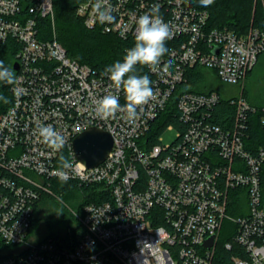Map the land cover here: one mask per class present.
<instances>
[{
  "label": "built area",
  "instance_id": "2783aa9c",
  "mask_svg": "<svg viewBox=\"0 0 264 264\" xmlns=\"http://www.w3.org/2000/svg\"><path fill=\"white\" fill-rule=\"evenodd\" d=\"M154 4L172 28L161 63L171 67L167 73L146 67L155 95L129 122L122 112L107 120L96 116L105 95H117L125 106L123 89L104 71L71 58L55 34L40 37L39 20L53 21L54 0H0V60L12 51L18 78L0 114V264H264V148L248 139L257 107L244 95L264 52V27L250 25L242 34L208 28V12L190 0H76L75 14L89 29L126 39L135 37L137 18ZM98 7L113 19L101 23ZM194 66L237 86L238 94L178 89ZM222 101L233 107L231 119L214 116ZM171 102L177 124L163 123L151 142L148 132ZM259 111L264 130V104ZM40 125L61 133L63 148L45 144ZM90 127L113 141L93 167L72 149ZM166 129L176 130L170 143L160 137ZM61 155L73 164L67 181L99 199L72 211L59 234L37 239L35 208L54 195L50 181L60 180Z\"/></svg>",
  "mask_w": 264,
  "mask_h": 264
},
{
  "label": "trees",
  "instance_id": "16d2710c",
  "mask_svg": "<svg viewBox=\"0 0 264 264\" xmlns=\"http://www.w3.org/2000/svg\"><path fill=\"white\" fill-rule=\"evenodd\" d=\"M190 2L194 7L208 12V28L227 29L237 34H242L248 30L250 25L264 27V3L262 0H214V3L208 7L201 6L199 0H190ZM75 5L76 0H54L53 21L48 18H40L39 20L40 37L45 39L52 38L53 34H55L57 40L71 58L80 63L87 64L96 72L104 71L106 67L118 60L122 61L124 55H126V50L134 45L135 37L124 39L115 34L102 33L96 28H87L83 24L82 19L76 16ZM170 43L166 42V46L168 47ZM12 54V51H4L2 53V60L5 66L10 67L13 71L11 66ZM211 72L214 73L213 71ZM137 74H147L150 80H152V76L146 67L141 68L138 66ZM205 75V68L203 67L194 66L188 68L185 72L186 80L178 89L194 92L216 90L214 87H209L203 81L206 77ZM9 87V84L0 82V95L7 97L9 100L7 104L0 100V114L11 102ZM263 104L264 102L254 104L257 107V111L250 115L247 134L249 141L255 147L261 146L264 148V130L259 123V109ZM173 113L174 105L171 102L148 132V138L151 139V142L156 141V135L160 133L163 123L177 124L176 116ZM213 114L217 120H224L223 118L231 119L234 115V110L226 101H222L215 106ZM50 182L53 192L56 193L61 190L62 194H65L67 191L71 199L77 200L78 211H80L83 203L99 199L97 194L89 189L85 188L83 193L82 189L73 181L51 180ZM262 183H264V165L262 167ZM42 199L44 198L42 197ZM36 223V218H34L32 222L33 228L36 226ZM219 253L228 262L229 254L224 251H220Z\"/></svg>",
  "mask_w": 264,
  "mask_h": 264
},
{
  "label": "clouds",
  "instance_id": "9594fccd",
  "mask_svg": "<svg viewBox=\"0 0 264 264\" xmlns=\"http://www.w3.org/2000/svg\"><path fill=\"white\" fill-rule=\"evenodd\" d=\"M214 0H199V4L208 7ZM98 17L101 23L111 21L113 17L107 10H100ZM173 36L169 22L160 15V5L154 4L149 13L140 15L136 20V35L134 45L126 50L122 61L104 69L103 75L107 76L116 89H123L127 104L121 106L117 95L108 94L98 100L96 104V116L107 120L115 118L117 113H125L129 122L139 118L138 108L146 105L154 97L152 81L147 74H137V68L147 67L153 73H167L171 62L165 63L161 68L162 57L169 53L166 42ZM17 77L10 67L5 66L0 60V82L13 85L17 83ZM0 100L9 103L7 97L0 95ZM38 135L51 149L59 151L65 144L64 136L57 132L52 125L38 126ZM73 168L72 162L63 155L59 157V169L57 175L60 180L69 179L67 170Z\"/></svg>",
  "mask_w": 264,
  "mask_h": 264
},
{
  "label": "rangeland",
  "instance_id": "374dc122",
  "mask_svg": "<svg viewBox=\"0 0 264 264\" xmlns=\"http://www.w3.org/2000/svg\"><path fill=\"white\" fill-rule=\"evenodd\" d=\"M264 3V0H262ZM205 78L203 81L214 87L222 95L230 96L237 95L239 90L237 86L226 84L209 69H205ZM245 98L251 103L264 102V52L259 55L257 62L247 77L245 82ZM176 135L175 129H166L161 134V139L164 143H170ZM77 200L70 198V195L61 190L54 192L52 197H45L36 209V227L35 238L43 237L49 233L59 234V230H64L67 223H70L73 218L72 211H78Z\"/></svg>",
  "mask_w": 264,
  "mask_h": 264
},
{
  "label": "water",
  "instance_id": "95a60500",
  "mask_svg": "<svg viewBox=\"0 0 264 264\" xmlns=\"http://www.w3.org/2000/svg\"><path fill=\"white\" fill-rule=\"evenodd\" d=\"M13 69H17L16 63L13 64ZM112 144V137L108 132L96 127H90L73 139L72 149L79 161L87 167H93L106 158L112 148Z\"/></svg>",
  "mask_w": 264,
  "mask_h": 264
}]
</instances>
